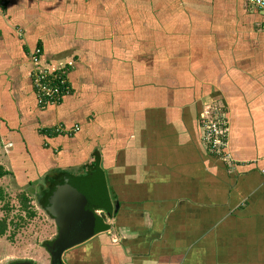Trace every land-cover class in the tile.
<instances>
[{
  "label": "crops",
  "instance_id": "obj_1",
  "mask_svg": "<svg viewBox=\"0 0 264 264\" xmlns=\"http://www.w3.org/2000/svg\"><path fill=\"white\" fill-rule=\"evenodd\" d=\"M263 21L246 0H6L0 165L36 199L98 157L115 211L64 264H264ZM35 65L67 72L59 105H38ZM210 106L230 162L202 141Z\"/></svg>",
  "mask_w": 264,
  "mask_h": 264
},
{
  "label": "water",
  "instance_id": "obj_2",
  "mask_svg": "<svg viewBox=\"0 0 264 264\" xmlns=\"http://www.w3.org/2000/svg\"><path fill=\"white\" fill-rule=\"evenodd\" d=\"M66 175L45 198L46 209H42L56 228L54 238L42 245L49 257L48 264H64L66 252L110 231L109 222L115 213L100 168L83 175ZM10 261L34 264L32 261Z\"/></svg>",
  "mask_w": 264,
  "mask_h": 264
},
{
  "label": "built area",
  "instance_id": "obj_3",
  "mask_svg": "<svg viewBox=\"0 0 264 264\" xmlns=\"http://www.w3.org/2000/svg\"><path fill=\"white\" fill-rule=\"evenodd\" d=\"M248 5L262 12L264 17V0H246ZM6 7V0H0V15ZM260 27L264 31V21ZM32 57V63L35 64V56ZM32 85L37 97V103L42 108L55 107L70 94V86L67 78V72L55 71L51 72L36 67L32 73ZM226 117L222 109L216 106H210L200 117V125L202 129V141L208 151L215 156L230 162L231 158L226 153L227 149V133H226ZM78 131V127L67 130L62 127L54 129V133L71 136ZM254 165H258L259 173L264 176V156L256 160Z\"/></svg>",
  "mask_w": 264,
  "mask_h": 264
},
{
  "label": "rangeland",
  "instance_id": "obj_4",
  "mask_svg": "<svg viewBox=\"0 0 264 264\" xmlns=\"http://www.w3.org/2000/svg\"><path fill=\"white\" fill-rule=\"evenodd\" d=\"M4 162L5 164L7 163L5 158ZM0 185L4 188L13 204L16 203V197L22 193L31 195L32 192L35 193V188L37 187L35 184L30 186L22 181L17 182L14 177L8 176L1 180ZM32 205L36 215L35 218L25 222H16L17 227L10 229L8 232L9 236L14 232L12 240L0 238V262L5 260L6 256H12L15 261L32 259L38 264H48L49 257L43 250L42 245L45 241L54 238L56 228L54 221L39 207L34 196H32ZM15 209H17V205ZM0 215L2 216L3 213L1 212Z\"/></svg>",
  "mask_w": 264,
  "mask_h": 264
},
{
  "label": "trees",
  "instance_id": "obj_5",
  "mask_svg": "<svg viewBox=\"0 0 264 264\" xmlns=\"http://www.w3.org/2000/svg\"><path fill=\"white\" fill-rule=\"evenodd\" d=\"M71 90V88H70ZM71 94V91H70ZM69 94V95H70ZM68 95V96H69ZM44 134H47L49 136L57 135L54 133V129H47L43 132ZM99 159L98 157L95 158L94 163L91 166V170L94 171L99 166ZM9 172L6 171L1 165H0V182L5 177L9 176ZM66 172H59L58 175L48 177L46 179V187L43 192L36 195L35 201L39 205L41 209H46L45 198L51 193V191L54 190L55 185L58 184L61 180H63L64 177H66ZM30 194V193H29ZM32 196H34V192L31 193V195H27L26 193H22L18 197H16V205L17 209H15V204L11 203V200L7 193L5 192L4 188L0 185V213L2 212L3 215H0V238L1 239H10L12 240L14 236V232L8 235V232L10 229H15L17 227L16 222H25L26 220H32L35 218V211L33 209L32 205ZM15 213V214H14ZM25 218V219H24Z\"/></svg>",
  "mask_w": 264,
  "mask_h": 264
},
{
  "label": "flooded vegetation",
  "instance_id": "obj_6",
  "mask_svg": "<svg viewBox=\"0 0 264 264\" xmlns=\"http://www.w3.org/2000/svg\"><path fill=\"white\" fill-rule=\"evenodd\" d=\"M61 182V181H60ZM55 235H56V233H55ZM54 235V236H55ZM44 250V249H43ZM47 254V253H46ZM15 261V260H14ZM26 261H32L34 264H38L36 261H33V260H26ZM11 263L10 264H15V262H12V261H10ZM48 262V261H47ZM5 264V263H4Z\"/></svg>",
  "mask_w": 264,
  "mask_h": 264
}]
</instances>
